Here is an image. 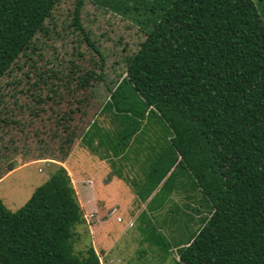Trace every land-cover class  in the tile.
Instances as JSON below:
<instances>
[{"label": "trees", "instance_id": "16d2710c", "mask_svg": "<svg viewBox=\"0 0 264 264\" xmlns=\"http://www.w3.org/2000/svg\"><path fill=\"white\" fill-rule=\"evenodd\" d=\"M57 1L0 0V78ZM103 2L145 34L125 58V76L109 88L107 107L131 115L128 138L151 116L165 128L148 142L145 182L133 185L145 200L162 182L149 206L189 185L207 212L177 246L176 264H264V0ZM82 4L76 1L74 26L99 52L80 20ZM114 146L118 154L127 143ZM83 219L59 165L18 209L0 199V264H101L92 245L85 255L74 251Z\"/></svg>", "mask_w": 264, "mask_h": 264}, {"label": "rangeland", "instance_id": "374dc122", "mask_svg": "<svg viewBox=\"0 0 264 264\" xmlns=\"http://www.w3.org/2000/svg\"><path fill=\"white\" fill-rule=\"evenodd\" d=\"M76 1L56 2L30 47L0 78V199L10 210L18 209L63 166L84 218L74 227L76 254L85 255L92 245L101 264H176L175 249L207 213L197 190L186 185V193L193 194L189 198L179 187L175 194L181 196L157 200L162 206L156 211V204H147L149 200L123 194L116 199L120 210L113 220L111 215L117 210L113 200L95 197L107 191L111 175L103 159L104 172L98 171V157L119 143L131 148L153 141L165 130L151 116L140 121L130 139L126 126L133 118L114 112L106 103L109 88L115 89L126 74L125 58L138 50L145 34L103 0H83L80 20L99 53L74 26ZM122 102L134 107L128 98ZM78 146L84 150L79 152ZM118 165L114 164L113 171L120 177L122 171L128 179L142 175L133 166L124 170ZM126 205L129 214L123 215ZM196 207L199 214L193 210ZM127 219L132 220L130 225Z\"/></svg>", "mask_w": 264, "mask_h": 264}, {"label": "crops", "instance_id": "0c3cea01", "mask_svg": "<svg viewBox=\"0 0 264 264\" xmlns=\"http://www.w3.org/2000/svg\"><path fill=\"white\" fill-rule=\"evenodd\" d=\"M80 146H78L80 149L79 152L84 150ZM148 147H149V143H138V144H133L131 148H128V147L125 148V150L122 153L120 152V153L116 154L113 152V149H111V151L110 150L108 151L109 153H104V155L102 157H98V159L100 158V162L97 166L99 168L98 171L103 173L104 172V163H106L107 167H108L107 173L108 174L111 173V175H110V179L107 178V191H100L99 193H96V195L95 194H93V195H95V197L96 196L97 197L104 196V197H107L108 199L113 200V203L115 204V207L117 210H115V212L112 213V215H111L112 220L114 219V215H116V212L118 210H120V207L117 205L118 203L116 204V199L117 200L121 199L123 194H125V196H127L130 199H136V200L141 199V197L137 193V187H135L133 185V183H137V184L144 183L146 180V176L149 173L148 167L146 166V163H145V158L147 155H149ZM156 149H158V148H156ZM101 159L105 160V162L102 163ZM114 164H119L118 168H123L124 170H125L126 166H133L134 168H137V171H141L142 175L140 177L131 176L132 178L128 179V177H126V172L122 171V172H119V175H122V177H120L117 174H115L113 171L114 170L113 169ZM143 167L145 168V170H142ZM89 181H90V179H89ZM93 181H91L90 183H93ZM161 184H162V182H160L154 189H151V191L148 195H147V192H145V195H147L145 200H150L151 198L156 197L157 193L160 192L159 188H160ZM175 191H177L176 188H174L169 193V195L166 196V198L171 199V198L180 197L181 195L177 196L175 194ZM142 207H144V206H142ZM157 210H160V209H157ZM121 213L123 215L129 214L128 205H126V208L124 210L121 209ZM121 213H120V215H122ZM131 214H132V212H131ZM118 217H120V216H117L116 220ZM127 220L128 221H127L126 225H130L132 220L131 219H127ZM188 228H190L189 225L185 228V230H188ZM175 260H178V255H177V258H175Z\"/></svg>", "mask_w": 264, "mask_h": 264}]
</instances>
